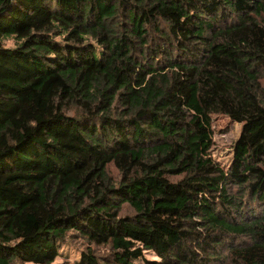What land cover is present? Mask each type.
Segmentation results:
<instances>
[{
  "label": "trees",
  "instance_id": "trees-1",
  "mask_svg": "<svg viewBox=\"0 0 264 264\" xmlns=\"http://www.w3.org/2000/svg\"><path fill=\"white\" fill-rule=\"evenodd\" d=\"M74 235L71 264H264V0H0V264Z\"/></svg>",
  "mask_w": 264,
  "mask_h": 264
},
{
  "label": "rangeland",
  "instance_id": "rangeland-1",
  "mask_svg": "<svg viewBox=\"0 0 264 264\" xmlns=\"http://www.w3.org/2000/svg\"><path fill=\"white\" fill-rule=\"evenodd\" d=\"M7 44L13 45V40H8ZM213 126H214V148L213 153L216 159L226 165L230 162L233 155V145L235 141L238 139L242 124L232 120L229 116L219 114L213 116ZM110 174L112 177H118V172L114 167H110ZM70 240V244H66L64 247L65 255L68 254V259L59 257L52 264H71L72 261L79 256V250L85 249L88 243L74 235L68 238ZM98 251L104 252L106 251L105 247H98ZM151 257L150 255H148ZM26 264H35L33 262H27Z\"/></svg>",
  "mask_w": 264,
  "mask_h": 264
}]
</instances>
